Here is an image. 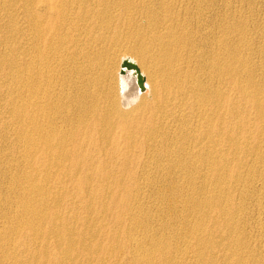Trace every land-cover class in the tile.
Returning a JSON list of instances; mask_svg holds the SVG:
<instances>
[{
    "label": "bare ground",
    "instance_id": "bare-ground-1",
    "mask_svg": "<svg viewBox=\"0 0 264 264\" xmlns=\"http://www.w3.org/2000/svg\"><path fill=\"white\" fill-rule=\"evenodd\" d=\"M250 1L0 0V264H264Z\"/></svg>",
    "mask_w": 264,
    "mask_h": 264
},
{
    "label": "water",
    "instance_id": "water-1",
    "mask_svg": "<svg viewBox=\"0 0 264 264\" xmlns=\"http://www.w3.org/2000/svg\"><path fill=\"white\" fill-rule=\"evenodd\" d=\"M121 67H122V68H123V67H127V68L134 69L135 74H136V81H137L138 84L141 83V78H140V75H139V73H138V71H137V68H136L135 64L131 63L130 61H128V60H126V59H124V60L122 61V63H121ZM141 88H142V85H141Z\"/></svg>",
    "mask_w": 264,
    "mask_h": 264
},
{
    "label": "rangeland",
    "instance_id": "rangeland-1",
    "mask_svg": "<svg viewBox=\"0 0 264 264\" xmlns=\"http://www.w3.org/2000/svg\"><path fill=\"white\" fill-rule=\"evenodd\" d=\"M250 1V0H249ZM256 1V4L254 3ZM252 0V1H250V3H249V6H252L251 8H253L254 9V6H255V9L257 10V9H259L260 8V4L258 3L259 1L258 0ZM252 3V4H251ZM254 5V6H253ZM254 9V10H255ZM121 55V54H120ZM123 56V55H122Z\"/></svg>",
    "mask_w": 264,
    "mask_h": 264
}]
</instances>
